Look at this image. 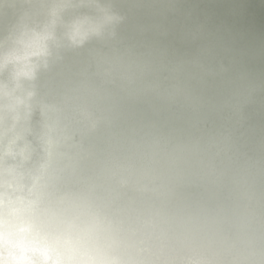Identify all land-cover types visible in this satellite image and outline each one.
I'll use <instances>...</instances> for the list:
<instances>
[{
	"label": "clouds",
	"instance_id": "obj_1",
	"mask_svg": "<svg viewBox=\"0 0 264 264\" xmlns=\"http://www.w3.org/2000/svg\"><path fill=\"white\" fill-rule=\"evenodd\" d=\"M0 264H264V0H0Z\"/></svg>",
	"mask_w": 264,
	"mask_h": 264
}]
</instances>
